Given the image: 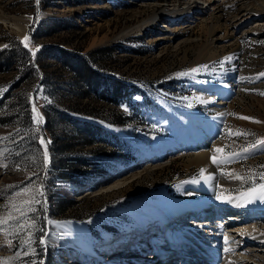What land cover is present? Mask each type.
<instances>
[{"label": "rangeland", "instance_id": "1", "mask_svg": "<svg viewBox=\"0 0 264 264\" xmlns=\"http://www.w3.org/2000/svg\"><path fill=\"white\" fill-rule=\"evenodd\" d=\"M178 1L0 0V51L8 41L25 45V36L34 59L49 46L78 54L108 49V57L101 52L94 62L105 74L138 89L119 105L81 98L72 74L46 56L37 61L41 76L61 82L49 93L40 89L36 94L40 80L21 84L23 70L18 65L0 74V100L8 95L0 108V221H7L0 222V262L127 263L145 243L131 241L144 235L135 229L141 220L130 211L132 203L137 206L141 197L152 199L157 193L204 202L203 192L211 180L203 166L188 162L190 146L208 143L213 147L211 158L214 154L219 158L223 154L215 153L217 148L230 154L264 139V95L259 94L264 93L260 75L264 73V14L245 17L229 37L226 29L212 35L207 28L217 22L220 0L211 4L197 0L201 4L194 10H199V19L189 15L181 21L166 15L174 7L184 8L186 0ZM233 7L224 11L221 24L235 21ZM163 9L168 13L154 18ZM54 20L62 23H50ZM204 23L209 27L202 28ZM183 24L189 28L179 30ZM34 106L42 118L39 123ZM69 118L102 132L88 142ZM123 128L149 139L128 138ZM237 130L249 135L229 134ZM156 139L174 146L159 154ZM69 161L72 168L66 167ZM212 164L225 184L217 189L215 200L205 203L222 207L229 203L227 197L234 200L253 183L222 173L264 171V145L230 163ZM254 183L264 180L256 176ZM251 204V208L259 206L250 210L264 228V202ZM13 205L23 207L25 215L14 211ZM173 220L163 227H172ZM153 222L147 223L148 231L161 229ZM49 224L78 225L81 231H52ZM145 246L154 248L151 243ZM182 259L176 262L184 263Z\"/></svg>", "mask_w": 264, "mask_h": 264}, {"label": "bare ground", "instance_id": "2", "mask_svg": "<svg viewBox=\"0 0 264 264\" xmlns=\"http://www.w3.org/2000/svg\"><path fill=\"white\" fill-rule=\"evenodd\" d=\"M167 2L178 3L180 1L167 0ZM208 2L211 4L212 0H207L206 3ZM200 4L197 0H186L184 8L177 9L174 7V10L166 15H175L174 18L179 21L189 15H193L194 18L197 16L199 19L201 14H198L199 10L194 9L198 8ZM229 6L235 7H233L236 10V14L233 16L235 21L230 25H228L227 21L221 24L223 13ZM216 7V11H218L217 22L212 24L211 27L207 23L202 26V28L208 26L209 28L207 29L212 35H215L217 31L226 29L225 35L229 37L231 33L232 35L235 33L238 26L244 23L245 17L255 13L264 14V0H220ZM204 10L202 9L201 12L204 13ZM166 11V9L157 10L154 18H158L159 14L168 13ZM188 28V25L183 24L179 30ZM121 130L126 137L131 139H149L148 136L139 134L138 131L131 128H123ZM154 143L159 146V154H162L167 148L172 149L174 146V143L166 145L159 139H156ZM186 152L192 153V156L188 155V162L203 166L206 173L210 176L211 181L209 186H207L208 191L203 192L204 202H199L201 203L199 204L189 200L179 201L165 193H157L152 199L141 197L139 205L136 206L135 203H132L129 209L137 213L141 224L137 225L135 229L139 232H144V235L142 237L135 235L136 239H138L131 241L133 244L136 242L137 245L140 241L146 244L151 243L154 248L151 250L147 246L144 247L145 243H143V247H139L140 251H136L135 255L131 256L127 263L125 262L126 260L122 262V259L113 255H110V259L116 262L120 261L122 262L121 264H198V262L200 264H264V261H262L264 256L260 254L264 252V228L261 226V222H263L261 220H264V218L262 217L261 222H258L255 220L256 214L250 210L255 208L258 210L259 206L251 208V203H242L236 199L224 204L222 207L217 204L209 205V203H205V201L215 200L217 189L225 184L224 179L219 175L217 167L212 164L213 147L208 143L197 141ZM238 204H242V206H237ZM145 205L148 207L141 209ZM207 205V211L204 212L203 210L206 209L205 206ZM248 207L249 209H247ZM176 217L178 218L175 220ZM169 219L175 220V222L173 220L171 223L173 226L170 227L168 224L163 227L164 223H169ZM151 221L158 222V225L162 226L161 229L158 228L153 231L152 228L148 231L146 229L147 223ZM57 229H65L75 234L81 231V227L78 225H51L52 231ZM170 231H173L174 234ZM252 243L255 247H253ZM118 251L120 250L118 249ZM182 257L184 259L180 261L184 260V263H177L176 259H181ZM260 258L262 259L261 263Z\"/></svg>", "mask_w": 264, "mask_h": 264}, {"label": "trees", "instance_id": "3", "mask_svg": "<svg viewBox=\"0 0 264 264\" xmlns=\"http://www.w3.org/2000/svg\"><path fill=\"white\" fill-rule=\"evenodd\" d=\"M50 23L59 25L62 22L60 20H54ZM46 31L48 30H45L44 32ZM15 44L17 45L13 46L12 43L8 41V47L0 51V74L8 72L14 65L20 66L23 70L22 77L19 80L21 84L29 80H40L37 85L36 94L40 89L49 93V91L51 92L53 90V87L59 86L58 84L61 83L60 81H56L54 76H41L39 63H37V61L43 56H46L63 70L72 74L73 81H75L77 85V93L81 98L95 97L99 100L119 105L124 102L128 96L134 95L138 91L136 86L128 85L125 81L115 79L105 74L94 62V56L96 54L100 56L101 52L105 57H108V52H110L108 49L101 50L100 52L78 54L62 47L49 46L46 49H42L36 59H34V56L31 55L30 49L25 47L23 43L19 42ZM7 99L8 95L0 100V108ZM59 118H63V116ZM69 120H71L74 125L81 128L80 134L87 140H90L88 142L92 141L94 135H100L102 132V129L97 126H91L73 118H69ZM93 130L95 132H93ZM72 162L75 164L78 161L73 160ZM67 164V168H72V165L74 166L70 161ZM77 180L79 181V179ZM66 202L68 201L66 200Z\"/></svg>", "mask_w": 264, "mask_h": 264}, {"label": "snow or ice", "instance_id": "4", "mask_svg": "<svg viewBox=\"0 0 264 264\" xmlns=\"http://www.w3.org/2000/svg\"><path fill=\"white\" fill-rule=\"evenodd\" d=\"M38 2H39V0H37V3ZM28 41H29V37L25 36L24 41H23L25 43V47L28 46V44H27ZM33 54H35V53H33ZM192 71L196 72L197 70L193 69ZM260 75L264 76V73H261ZM2 90L3 89H0V91H2ZM259 94L264 95V93H259ZM33 112L35 113L34 119L36 120L37 123H39L42 118H40L39 114L36 112L35 106L33 107ZM238 118L244 119V120H252V122H254V123H259V121H255L251 117H238ZM229 134L230 135H236V136H240V135L247 136V135H249L248 133H243L239 130H237L234 133L230 132ZM41 143H43V140H41ZM259 145H264V139H256L252 143H249L246 147H244L240 152H232L230 154H225L223 152V149L217 148L214 150L215 153H221L223 155L218 158L217 155L214 154L212 157V161H213V163L218 164V165L221 163H225V164L230 163L232 158H241L242 153L243 154L249 153L252 149L256 148ZM44 157H45V162L47 163V149L46 148H45V152H44ZM261 167H264V166H261ZM222 174L225 175L229 179H236V180H240L242 182H245L248 180L253 181L251 187L247 191L242 192L239 197L235 198L236 200L241 201L242 203H252L254 200H259L261 202H264V183H261L259 185H256L254 183L256 176H259V178L261 180H264V171H261V172L252 171L249 174H245V175L235 174L232 172H223ZM218 198L219 199H225V197H218ZM227 200L229 202H231L233 200V198L227 197ZM237 206H242V204H238ZM12 207H13V210L19 212L21 214V216L25 215L26 210L23 207L16 206V205H13ZM27 210L30 211L32 209L29 208ZM9 218H11V214L9 215ZM0 222L6 223L7 221H0ZM24 226H25L24 224L19 225V227H24ZM28 227H32V225L29 224ZM41 242H43V241H41ZM0 264H8V262L3 261V262H0Z\"/></svg>", "mask_w": 264, "mask_h": 264}, {"label": "water", "instance_id": "5", "mask_svg": "<svg viewBox=\"0 0 264 264\" xmlns=\"http://www.w3.org/2000/svg\"><path fill=\"white\" fill-rule=\"evenodd\" d=\"M52 222V221H51ZM50 225V224H49Z\"/></svg>", "mask_w": 264, "mask_h": 264}]
</instances>
